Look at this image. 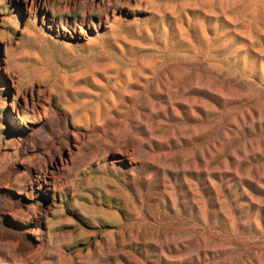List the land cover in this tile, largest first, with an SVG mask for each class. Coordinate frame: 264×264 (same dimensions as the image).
<instances>
[{
    "label": "rangeland",
    "instance_id": "obj_1",
    "mask_svg": "<svg viewBox=\"0 0 264 264\" xmlns=\"http://www.w3.org/2000/svg\"><path fill=\"white\" fill-rule=\"evenodd\" d=\"M0 264H264V0H0Z\"/></svg>",
    "mask_w": 264,
    "mask_h": 264
}]
</instances>
